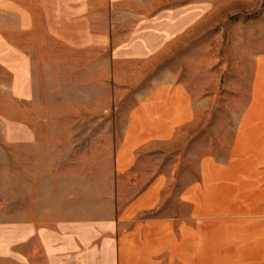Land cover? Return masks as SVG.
I'll list each match as a JSON object with an SVG mask.
<instances>
[{
  "label": "rangeland",
  "instance_id": "374dc122",
  "mask_svg": "<svg viewBox=\"0 0 264 264\" xmlns=\"http://www.w3.org/2000/svg\"><path fill=\"white\" fill-rule=\"evenodd\" d=\"M74 2L0 0V264L31 256L21 226L70 219L74 249L82 223L113 213V151L134 104L183 83L234 127L264 52V0Z\"/></svg>",
  "mask_w": 264,
  "mask_h": 264
},
{
  "label": "crops",
  "instance_id": "0c3cea01",
  "mask_svg": "<svg viewBox=\"0 0 264 264\" xmlns=\"http://www.w3.org/2000/svg\"><path fill=\"white\" fill-rule=\"evenodd\" d=\"M249 87L234 127L230 110H200L183 83L153 89L113 151V213L82 223L74 249L70 219L21 226L17 245L32 252L17 264H264L262 51Z\"/></svg>",
  "mask_w": 264,
  "mask_h": 264
}]
</instances>
